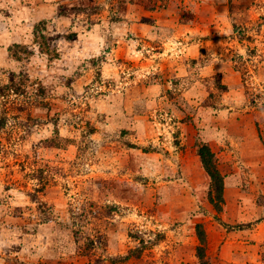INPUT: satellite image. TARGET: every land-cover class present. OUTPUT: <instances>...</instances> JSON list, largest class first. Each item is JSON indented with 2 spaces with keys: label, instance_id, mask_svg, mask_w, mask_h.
I'll use <instances>...</instances> for the list:
<instances>
[{
  "label": "rangeland",
  "instance_id": "1",
  "mask_svg": "<svg viewBox=\"0 0 264 264\" xmlns=\"http://www.w3.org/2000/svg\"><path fill=\"white\" fill-rule=\"evenodd\" d=\"M0 264H264V0H0Z\"/></svg>",
  "mask_w": 264,
  "mask_h": 264
},
{
  "label": "trees",
  "instance_id": "2",
  "mask_svg": "<svg viewBox=\"0 0 264 264\" xmlns=\"http://www.w3.org/2000/svg\"><path fill=\"white\" fill-rule=\"evenodd\" d=\"M201 157L203 159V164L204 167L206 169V171L210 174V176L212 177L213 181L220 179L218 178V172L216 171V169H212V166L209 164V162L206 160V155L204 154V152H201Z\"/></svg>",
  "mask_w": 264,
  "mask_h": 264
}]
</instances>
